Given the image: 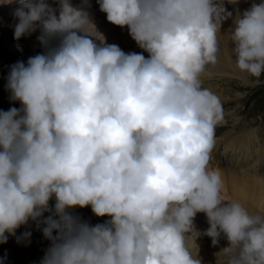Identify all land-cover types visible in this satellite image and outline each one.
Instances as JSON below:
<instances>
[{
	"label": "clouds",
	"instance_id": "clouds-1",
	"mask_svg": "<svg viewBox=\"0 0 264 264\" xmlns=\"http://www.w3.org/2000/svg\"><path fill=\"white\" fill-rule=\"evenodd\" d=\"M96 2L147 57L93 35L89 0H0L18 3L14 38L39 31L44 48L10 67L21 107L0 109V244L35 222L51 241L40 264H201L190 240L204 213L228 264H264V215L226 200L211 165L225 112L202 79L230 18L236 66L264 75V2ZM89 206L110 219L74 214Z\"/></svg>",
	"mask_w": 264,
	"mask_h": 264
},
{
	"label": "rangeland",
	"instance_id": "rangeland-1",
	"mask_svg": "<svg viewBox=\"0 0 264 264\" xmlns=\"http://www.w3.org/2000/svg\"><path fill=\"white\" fill-rule=\"evenodd\" d=\"M89 2L91 4L88 8H91L93 5L97 6L96 0H89ZM255 2L260 3V0H255ZM252 3L253 0H240L238 5L239 11L243 12L249 9ZM4 7L1 5V10ZM226 7L229 8V11L233 12V16L236 15L237 6L226 3ZM1 14L2 11L0 12V18ZM95 15L93 14L92 19H94ZM3 20L1 18L0 22H3ZM93 22L95 23L93 24L95 28L93 27L91 30L93 35L98 36V27L96 26L103 25L101 26V34H107L108 40L106 43L114 44L117 42V39L113 35L115 32L113 33L109 29V26L105 23L106 21L103 22L102 16L100 18L98 16L97 20L95 19ZM232 26L233 22L231 18L230 20H226L222 25L220 35L218 34L220 62L218 60L215 66H209L208 72L202 77L203 87L208 88L219 97L225 112V122L216 129L217 142L222 146H227L228 142L231 145V143L237 141H243L247 144L248 141L249 143L245 150L248 151L249 145H251L250 150L253 155H249L251 157L250 164L243 167V169L247 168L246 171L249 174L256 175V179L264 181V177L262 176L264 174V75L260 78H255L245 72H241L236 66V57L233 52L234 46L231 41ZM89 29H91L90 26ZM13 30L11 29L14 34ZM4 33H6L5 27L0 25V51L2 52L0 55V81L4 75L2 71L5 70L6 66L19 61L23 57L27 62L28 52L36 55L38 52L42 53L44 51L42 49L36 51V47L42 44L38 38V32L33 33L28 38L30 42L27 49L24 48V41L22 39L19 41L15 39L13 41L9 40V44L18 45L14 49L15 52H11V49L6 46L7 43H5L3 38ZM118 46L120 47V44ZM120 48L123 50L122 47ZM26 51L27 53H25ZM231 152V148L225 150V157L227 156L225 163L227 165L233 159V152ZM227 165L224 164V166ZM51 203L54 205V200ZM261 215H264V213ZM103 218L99 220L103 221ZM83 219L92 224L91 216L84 217ZM195 225L200 230H205L209 225L207 217H205L203 222L199 224L195 223ZM44 226L46 225H41L40 228H37L35 222H30L29 225L22 226L18 229L16 236H9L7 243L0 244V264H40L41 259L51 243L43 235L42 228ZM25 232H30L31 235L24 237L22 234ZM227 244L229 245L228 240ZM229 255L218 264H228Z\"/></svg>",
	"mask_w": 264,
	"mask_h": 264
},
{
	"label": "bare ground",
	"instance_id": "bare-ground-1",
	"mask_svg": "<svg viewBox=\"0 0 264 264\" xmlns=\"http://www.w3.org/2000/svg\"><path fill=\"white\" fill-rule=\"evenodd\" d=\"M72 2L74 5L81 4V0H72ZM262 2H264V0H260V3ZM1 5L5 6L2 10H1ZM96 5L97 6L93 5L91 8H88L90 6H86L91 16V19L93 17V14H96L97 16L95 15L92 21L95 19L97 20L98 16L99 18L102 16L103 22L106 21L105 23L106 25L109 26V29L113 31V33L115 32L113 35L117 39V42H115L114 44H117V45L120 44V47H122L123 51L126 53H131V52L142 53L143 55H145V57L149 55L144 49L140 48L138 44L136 43V41L131 37L127 26L121 27V26H117L109 22L107 20L106 13L100 10V6L98 3ZM17 7H18V3L0 4V12L2 11L1 18L4 19L3 22H0V25L5 27V30H6V33L2 35L5 40V43H7L6 46H8V48L11 49V52H15L14 49L18 47V45L16 44H13V45L9 44L10 43L9 40L13 41L15 39L14 34L11 31V29H14V25L17 22V20L13 16L14 9ZM101 26L103 25L96 26L98 27L97 28L98 36L101 35L100 33H102ZM93 27L95 28V25H90V28H91L89 29L90 32L93 29ZM37 32L39 34V31ZM103 36L105 37L107 41L108 40L107 34H103ZM29 37L30 36H25L21 38L22 41H24L23 44L25 46L24 47L25 49H27L28 44L30 42L28 39ZM41 49L44 50L43 44H41V46L39 47H36V51H39ZM25 53H27V51ZM1 54L2 52L0 51V55ZM27 54H28L27 58L34 56L31 52H28ZM37 54H39V52ZM222 60L224 59L222 58ZM19 61H24L26 63V59H24V57L20 59ZM219 62H220V58H219ZM15 63L6 66L5 70L2 71L4 75L0 81V109L5 110V111L9 110L11 107H17V108L21 107V104L19 101L14 102L10 99V93L7 89V82H8L7 78L10 72V67L14 65ZM245 143L246 142H243V141H237L235 143H231L230 145V142H228L227 146H222L221 144L217 142L216 148L213 152V160L211 161V165L213 168L218 169L222 174L224 184H225L224 193H223L225 196V199L228 201L241 203L245 208H247V210L251 214L261 215L264 213V181H262L261 179H256L257 178L256 175L249 174V172L246 171L247 168L243 169V167L248 166L250 164L251 157H249V155L250 156L253 155L252 151L250 150L251 145H249V150L246 151L245 148H247V145L249 142L247 141V144ZM229 148L232 149L233 153L232 152L231 153L233 154V159H231L232 162L228 163L229 165H227V163H225L227 161V158H226L227 156L225 157L226 155L225 150ZM224 164L227 166H224ZM262 176L264 177V174ZM74 214L82 217V219L84 217L91 216L92 225H95L97 223H104L106 220L110 219L109 217H104L103 221L99 220L102 217H97L92 212L90 206L87 208H76L74 210ZM205 217L206 215L204 213H198L197 216L195 217V223L199 224L203 222ZM196 228L201 233V235H199L196 238L198 233L193 232L191 235L190 244H191V250L193 252V255L198 254L199 258L201 259V264H218L220 261H222L229 255V254H225L222 251L223 248L229 246L227 244V239L225 237L221 236L219 244L213 245L211 238L203 234L207 228L205 230H200L198 227Z\"/></svg>",
	"mask_w": 264,
	"mask_h": 264
}]
</instances>
